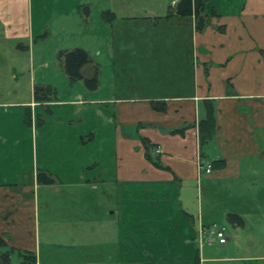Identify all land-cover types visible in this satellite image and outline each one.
Masks as SVG:
<instances>
[{"label":"crops","instance_id":"obj_1","mask_svg":"<svg viewBox=\"0 0 264 264\" xmlns=\"http://www.w3.org/2000/svg\"><path fill=\"white\" fill-rule=\"evenodd\" d=\"M99 1L107 0H0V37L28 41L27 46L16 45L18 50H27L31 64L33 42L43 34L74 36L83 27L98 25L99 29L108 24L102 32H108L112 41L123 31L139 36L113 41L112 48L133 53L146 67L139 78L130 71L119 75L115 67L131 68L133 64L126 56L120 64L110 56L113 78L103 91L99 55L90 56L76 42L61 51L80 49L90 58L80 69L79 81H71L61 68L76 92L68 95L44 82L38 87H49L53 93L46 102L35 100L32 77L22 94L16 73L0 75V236L5 243L0 254L7 253L10 264L14 254L22 264L21 255L27 253L35 257L36 264H107L104 259L112 256H118L121 264H143L152 258L151 253L158 256L152 245H146L169 226L178 230L189 249L191 243L194 248L196 242L203 243L195 251L200 262H205L201 251L212 244L200 228L216 225L219 213L214 210L218 212L219 202L229 205L222 209L227 219L236 215L242 220L241 226L232 224L235 229L245 226L246 215L239 212L250 210L249 218L264 220V0L207 2L199 16L205 22L201 31L195 28L194 14L188 18L176 15L180 0H169L161 16H155L146 4L138 16L126 17L130 21L125 24L157 26V40L162 42L157 48L149 42L155 34L146 25L116 27L103 15V21L92 25L91 7ZM152 5L163 10L161 0H153ZM99 11L103 14L104 10ZM154 19L158 21L153 23ZM168 37L171 44L166 43ZM6 47L13 46L2 43L0 51ZM150 67L155 72L149 73ZM95 76V88L87 89L84 81ZM135 82L139 85H128ZM157 103L163 105H158L162 111L153 108ZM209 105L214 133L201 145L199 123L206 118ZM144 140L158 167L145 157ZM93 145L104 151L98 158L90 153L75 156ZM50 160L72 165L76 175L70 183L78 185L77 192L92 190L107 196L108 202H71L75 204L67 205L71 214L48 218L41 232L36 175L44 171L55 181L52 185L67 179L49 172L46 163ZM199 165H211V172L201 173ZM43 205L49 214L58 208ZM235 209L237 213H229ZM101 213L106 220H101ZM52 220L58 223L54 231L59 235L58 245L46 238L45 227ZM253 228L245 231L244 242L251 245L239 246V256L207 262L264 263V247L257 245L264 242V224L258 222ZM41 238L48 251L39 249ZM133 241H139L138 250L135 245L133 251ZM106 244L113 250L101 251ZM226 244L218 245L224 254L232 253V246ZM53 246L62 250L56 252L50 249Z\"/></svg>","mask_w":264,"mask_h":264},{"label":"rangeland","instance_id":"obj_2","mask_svg":"<svg viewBox=\"0 0 264 264\" xmlns=\"http://www.w3.org/2000/svg\"><path fill=\"white\" fill-rule=\"evenodd\" d=\"M152 1L153 0H111L110 1H99L96 4L92 5V9H94L92 11L93 13V20H92V25L96 23H99V21H103V18L101 17V15H103L106 18V22L107 23H115L116 27H133L136 26L137 24H135L134 22L130 23V24H125L126 22L130 21L129 19H127L126 17H130L131 16H138V12L140 13V10L143 6H145L146 4H148V7L154 11L155 16L156 15H164V12L166 10H168L170 4H169V0H161L162 5H163V10H161V6L158 5V10L157 8L153 9L155 6L152 5ZM102 2V3H101ZM87 6V5H86ZM86 7L81 8V12H84V10ZM160 8V9H159ZM99 10H104L103 14L100 13ZM109 10V11H107ZM100 19V20H99ZM170 20V18L168 19ZM111 21V22H109ZM158 19H154L152 22L155 23L157 22ZM173 22V21H170ZM186 24H184V27H187L186 25H188L187 21H185ZM144 24V25H143ZM142 25H137V26H141L144 27L146 25V27L148 29H150L153 34H155V36H149V42L151 44H154V47L157 48L156 46H160V44L162 43L160 40H157L160 38L159 35H157L156 31H155V27L157 26H153L152 24L149 25V23H143ZM98 25L95 26H90V27H83V29H79L76 33V35L74 36H70V34L68 35H61V34H43L41 38H37L34 40L33 43H36L35 47H34V54H35V59H33V62L31 64V62L29 61V59H27V50H24V48H20L19 50L17 49V45L22 43L23 46H27V42L28 41H5L2 39V37H0V44H10L13 47H11V49H9V47H6L4 49V52L0 51V75L3 74L4 77H8L9 74H15L18 76V84H19V92H21L22 94L25 93L26 91V87H27V82L29 81V78L32 77L33 80L35 81V85L36 87L39 84H43L44 82H49L50 85L53 87V89H57L59 91H61V89H63L64 91L68 92V95H71V91H73V93L76 92L75 87L72 88V83L70 82H66V78H65V74L62 71V60H61V54H63V50L65 49H69L70 47H72V45H74L76 42L82 47L84 48L85 51H87V53L90 56H95L97 57V55H99V63L101 64V69H102V77H101V86H103V88L101 90L104 91V87H107L108 84L107 82L111 81V78H113L111 75L113 73V69L114 67L111 65L112 60L110 59V56H112V58H117L118 62L117 63H121L120 60L123 59L126 56V59H128L133 66L131 68H125V67H115L116 68V73L117 74H124V72H128L130 71L133 74L134 78H139L142 77V75L146 72V67H145V63L144 62H140V59L138 56H133V53H130L129 51H117L115 50V52L113 51L112 48V43L114 42H118L121 40L126 39H132V38H138L139 36L136 35L134 36L132 33L129 34L126 31L120 32L119 34H116V37H113V41L111 39V35H109V33H104L102 32L103 28H107L106 25H101L100 26V30L98 29ZM96 28V30H95ZM137 28V27H136ZM70 30V29H68ZM155 32V33H154ZM98 33L99 37L96 39L95 38V34ZM94 34V36H93ZM169 40L166 43L171 44L170 38L168 37ZM8 42V43H7ZM76 45V44H75ZM168 50H170V45L169 47H167ZM170 53V51H169ZM116 54V56H115ZM130 56V57H129ZM154 57H151V60ZM96 59V58H95ZM171 58H169L167 61V65L168 63H170ZM149 62V61H148ZM142 63V65H141ZM62 64V65H61ZM153 64H155V62H153ZM169 68L171 69V66H169ZM168 68V70H169ZM148 72H155V68H147ZM64 70V68H63ZM181 70V69H180ZM61 72L63 74H61ZM147 72V73H148ZM122 76V75H121ZM135 81V80H134ZM106 82V83H105ZM9 88L12 87L11 83L6 84ZM133 86H137L139 85L138 82L135 83H131L128 84ZM72 88V89H71ZM62 92V91H61ZM12 97H14L13 95H11ZM13 101H16L14 99H12ZM102 146H92L91 148H87L86 151H79L76 153V157L77 158H82L85 157L87 153H90V155L95 156L98 158V156H100V154L104 153V151H102ZM89 150V151H88ZM40 151V149H39ZM102 151V152H101ZM101 152V153H100ZM98 154V155H97ZM85 155V156H84ZM106 157L107 155L104 154L103 157ZM102 158V157H101ZM106 160V159H105ZM52 160L48 161L46 163V167H48L49 172H51L53 175H62L65 176L67 179L66 180H62V181H66L69 182V184L63 183L60 184L55 183L54 185H45V184H40L37 183L38 190H37V195H36V203L38 204V216H39V220H40V231H43V225H44V221H46L48 218L49 219H55L56 216L58 215H63L68 216L71 214V208L68 207L67 205H75L71 202H78V203H90L91 201L93 202H99L100 204H107L108 202V198L107 196L104 197L102 196V194H97L96 192H93L92 190L89 191H83V193L81 192H77L75 189L77 188V184H75V182H71L73 176L75 177V171L73 170V167L71 164L68 163V165L65 166L64 165H59L55 162H52ZM57 161H59V159H57ZM56 161V162H57ZM40 163H42L39 160ZM43 164V163H42ZM54 170V172H53ZM38 173H45L44 171L42 172H38ZM37 173V174H38ZM47 174V173H45ZM48 175V174H47ZM37 176V175H36ZM50 176V175H49ZM37 181V180H36ZM55 182V181H54ZM74 188V189H71ZM48 203L51 204V206H56L58 205V208L55 209V212L52 213H47L46 208L43 204ZM196 204L198 205V202H196ZM196 205V206H197ZM225 202H219L218 206H217V211L216 212L214 210V213H219L217 214V218L214 220L216 227L215 228H219V227H223L225 229V238H226V245H230L232 246L231 248V252L232 253H227L224 254L222 251V247L218 245L217 241L214 239L213 235H212V231L215 229L213 228L214 226H209V227H201L200 230H203L204 228H206V233L204 235L207 236V239L209 241L210 245L208 248H204L203 252L201 251L202 258L203 259H207L205 262L201 261L199 259L200 255H197L195 248L197 249V245L200 241L197 243H195L196 247L194 248V244L191 243L190 245V249L189 247H187L183 242H182V236L179 235L178 230H175V228L173 227H166L165 231L163 234L159 235V237L153 241L150 242V244H147L146 246H150L152 245V247L155 248V250L157 251V257H155V253H151L152 258H147L145 262H143V264H197L196 262V257L198 258V264H225V263H213L216 261H211L210 263H208L207 261L210 260H218L219 262L222 261V258H226V257H237V255L239 256L240 254H238V250H239V246L241 247H248L251 244H248L246 242H244V234L245 231L248 230H252L254 229V225L257 224L258 222H261L264 224V220L259 219L257 220L256 218H249L250 215L253 214V212H251L250 210L248 212H242L239 214L240 215H246L245 216V226L242 229L241 227L238 229H235L237 227H234L227 219V214L225 212H223V207H228L224 206ZM67 206V207H66ZM60 207H63V209L61 210ZM54 208V207H53ZM203 208H204V204H203ZM219 208V209H218ZM225 211V210H224ZM231 212L229 213H237V210H229ZM103 212V211H101ZM139 211L134 212V217H136L135 215H138ZM49 216V217H48ZM242 217V216H241ZM101 220H106V218L104 219L101 213ZM58 223H56L54 220L51 221V223L46 224L47 228V239L49 238L50 242L53 241V244H57L60 242L59 239V235L54 233V231L56 230V228L58 226H56ZM51 225V226H50ZM44 228V229H45ZM240 230L241 233L239 235H237L235 233V231ZM134 235V234H133ZM132 235V236H133ZM40 236L43 237V234L40 233ZM242 237V238H241ZM239 238L242 241H239ZM133 240H135V238H133ZM215 244H213L214 242ZM134 244V241H133ZM132 244V245H133ZM139 241H135V244L133 245V251H134V247L136 245L137 250L139 247ZM234 245V246H233ZM237 247H236V246ZM260 245L262 247H264V242H261ZM46 246L48 245H44L42 238H41V244L39 249L41 250V252L44 251H48L46 248ZM49 247V246H48ZM50 249H53L54 251L58 252L61 249V247H51ZM49 249V250H50ZM113 250L112 245L111 244H106L104 245V247H101V251L103 252H107V250ZM189 249V250H188ZM251 250V249H250ZM249 250V252H250ZM241 253V252H240ZM115 253H112V255H114ZM236 254V256H235ZM107 255V254H104ZM111 255V256H112ZM110 256V257H111ZM118 256L114 257L112 256V259H104V261L108 262L107 264H121L119 259L117 258ZM12 263L13 264H19V260L17 255H13L12 258ZM36 264V262H35ZM138 264V263H135ZM229 264H255V263H242V262H232ZM260 264H264V263H260Z\"/></svg>","mask_w":264,"mask_h":264},{"label":"trees","instance_id":"obj_3","mask_svg":"<svg viewBox=\"0 0 264 264\" xmlns=\"http://www.w3.org/2000/svg\"><path fill=\"white\" fill-rule=\"evenodd\" d=\"M212 0H180L177 7H176V15L180 18H188L192 16L193 14L196 17V23L195 28L197 31H201L204 26L205 22L204 19L200 16V12L203 10V7L205 3L210 2ZM61 57L63 58V68L64 72L67 75V77L71 81H79L81 80L80 76V69L82 66L90 63V58L87 55V53L83 50L76 49L71 52H67L64 54H61ZM84 84L87 89L92 90L95 88L97 84V78L96 76L90 80H85ZM35 94V100L37 102H46L50 101L53 96L51 97L53 93L51 92V89L49 87H35L34 89ZM163 106L162 104H154L153 108L155 110L162 111V109L159 106ZM160 109H159V108ZM214 119H213V113H212V107L207 109V116L204 120H202L199 123V141L201 145H204L207 143L213 136L214 133ZM144 147H145V157L151 161L155 166H159L157 162L151 158L150 156V150L151 146L147 143V141H143ZM37 183L45 184V185H52L54 183V180L50 178L49 175L45 173H38L36 176ZM228 220L231 224L236 226L242 225V220L236 216V215H229ZM5 243L0 236V246H4ZM9 255L7 253L0 254V264H10L9 261ZM22 264H35V257L31 253L23 254L21 255ZM196 263L198 264V258L196 257Z\"/></svg>","mask_w":264,"mask_h":264},{"label":"built area","instance_id":"obj_4","mask_svg":"<svg viewBox=\"0 0 264 264\" xmlns=\"http://www.w3.org/2000/svg\"><path fill=\"white\" fill-rule=\"evenodd\" d=\"M199 171L201 173L209 174L211 172V165H199ZM212 226H214L213 228L216 227V225ZM206 231V228H204L201 230V233H206ZM212 235L219 245H224L226 243L225 229L223 227L215 228L212 231Z\"/></svg>","mask_w":264,"mask_h":264}]
</instances>
